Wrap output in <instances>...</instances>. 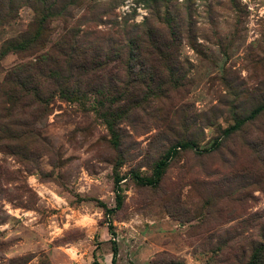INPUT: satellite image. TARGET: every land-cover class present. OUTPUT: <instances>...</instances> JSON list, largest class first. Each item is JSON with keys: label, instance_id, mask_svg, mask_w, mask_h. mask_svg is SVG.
<instances>
[{"label": "rangeland", "instance_id": "1", "mask_svg": "<svg viewBox=\"0 0 264 264\" xmlns=\"http://www.w3.org/2000/svg\"><path fill=\"white\" fill-rule=\"evenodd\" d=\"M113 242L115 264L264 243V0H0V264H110Z\"/></svg>", "mask_w": 264, "mask_h": 264}, {"label": "trees", "instance_id": "2", "mask_svg": "<svg viewBox=\"0 0 264 264\" xmlns=\"http://www.w3.org/2000/svg\"><path fill=\"white\" fill-rule=\"evenodd\" d=\"M28 68V67H27ZM26 68V69H27ZM80 69V68H79ZM82 69V68H81ZM151 73V74H150ZM147 73L149 80H147V78L145 79L146 81L152 82V78L151 76L153 75L152 72ZM145 74V75H147ZM144 75V74H143ZM61 95L64 96V90L63 89H59L58 90ZM260 108H256L255 110H253L250 114L253 115L254 113H256V111ZM107 122V126L109 128V130L113 133V141L114 144H117L118 141L116 139L117 133L114 132L113 127L111 126V122H109L108 120H106ZM245 121V118H238L234 121L233 124H231L230 126H228L227 128H225L223 130V134L224 135H228L231 132H234L238 127H240V125ZM14 146L16 147V145L14 144ZM178 147L181 148H193L196 147L194 142L192 141H184V142H179L176 145H172L169 146V148L166 150V152L158 159V161L154 164L153 168H152V173L150 176H143V175H139L137 173H134L133 175V179L136 181V183H139L141 185H148V186H156V184H158L162 173L165 169V167L168 165L169 161L178 154ZM120 160H116L114 166H113V188H114V200H115V206L114 208H109L107 207L103 202H99L102 209H103V214L106 217H108L112 211L121 206L122 203V195H121V191L119 188L120 185V181H121V176L117 173V167L120 165ZM107 223V229L109 231V233L111 235L114 234L113 231V226L112 223L110 222L109 219L106 220ZM253 256L251 258V260L248 262V264H259L258 263V258L261 257V253L264 252V243H260L258 244V246L253 250ZM116 253H117V248L115 246V243L113 242V245L111 247V260H110V264H115L116 261ZM173 264H180V263H173Z\"/></svg>", "mask_w": 264, "mask_h": 264}]
</instances>
